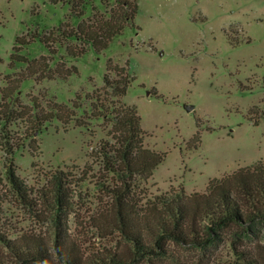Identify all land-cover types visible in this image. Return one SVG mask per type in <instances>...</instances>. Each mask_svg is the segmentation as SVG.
Instances as JSON below:
<instances>
[{
  "label": "rangeland",
  "instance_id": "374dc122",
  "mask_svg": "<svg viewBox=\"0 0 264 264\" xmlns=\"http://www.w3.org/2000/svg\"><path fill=\"white\" fill-rule=\"evenodd\" d=\"M106 1L116 0H0V104L7 85L19 87L15 94L23 107L36 99L44 112L54 103L71 107L81 97L66 124L53 120L37 133L25 116L9 125L17 142H24L13 159L0 139V212L3 234L11 239L52 244L54 222L44 212L37 217L21 201L7 167L11 161L32 190L57 170L79 176L111 127L108 120L91 117L87 99L103 86L109 60L127 67L133 78L122 101L136 108L145 147L164 154L142 183L150 196L204 193L210 180L264 161V0H138L134 27L139 29L126 26L99 52L88 46L78 56L69 54L67 45L74 48L80 41L64 36L94 12L104 13ZM42 56L52 70L71 73L51 79L31 74L29 63ZM87 186L86 199L66 218L67 234L89 250L112 240L99 239L90 227L102 194ZM235 249L264 264V225L248 237L228 233L206 250L176 248L173 257L141 264H245Z\"/></svg>",
  "mask_w": 264,
  "mask_h": 264
},
{
  "label": "trees",
  "instance_id": "16d2710c",
  "mask_svg": "<svg viewBox=\"0 0 264 264\" xmlns=\"http://www.w3.org/2000/svg\"><path fill=\"white\" fill-rule=\"evenodd\" d=\"M106 4L104 13L94 12L75 27L74 33L64 36L67 40L80 41L74 48L67 45L69 54L78 56L88 46L99 52L126 26L139 29L134 27L138 0H116L113 5L106 1ZM112 62L108 61L103 86L87 95L91 117H102L111 127L90 152L92 162L83 167L79 176L57 170L44 186L32 190L16 176L10 161L6 174L16 195L37 217L47 213L56 232L51 245L34 237L11 239L3 234L4 214L0 212V247L9 251L3 255L0 250V264H8L7 261L13 264L154 263L173 257L176 248L206 250L224 241L228 233L236 238L248 237L264 225L263 160L210 180L204 193L187 195L181 190L149 195L142 183L152 176L164 154L145 147L146 133L140 116L134 106L122 101L133 78L127 67ZM27 68L31 74L39 72L48 79L53 75L66 78L71 73L63 72L58 66L52 70L44 56L29 63ZM19 90L17 86L7 85L1 94V146L11 159L24 147V142H17L19 139L7 129L9 125L26 116V121L32 122L31 131L39 133L53 120L64 124L73 120L74 109L81 106L78 103L81 97L77 96L71 107L54 103L49 112H44L33 99L32 106L25 108L15 94ZM88 184L102 194L92 210L90 227L99 239L112 241L108 246L86 250L67 234L66 217L86 199L83 188ZM235 251L245 264H257L245 251Z\"/></svg>",
  "mask_w": 264,
  "mask_h": 264
},
{
  "label": "water",
  "instance_id": "95a60500",
  "mask_svg": "<svg viewBox=\"0 0 264 264\" xmlns=\"http://www.w3.org/2000/svg\"><path fill=\"white\" fill-rule=\"evenodd\" d=\"M193 108H194L193 105H186V106H185V110L188 111V112L192 111Z\"/></svg>",
  "mask_w": 264,
  "mask_h": 264
}]
</instances>
